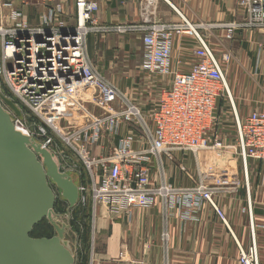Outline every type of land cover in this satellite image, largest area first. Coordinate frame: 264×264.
<instances>
[{"label":"built area","instance_id":"1","mask_svg":"<svg viewBox=\"0 0 264 264\" xmlns=\"http://www.w3.org/2000/svg\"><path fill=\"white\" fill-rule=\"evenodd\" d=\"M239 7L242 20L225 24H191L181 16L179 23L160 24L144 18L141 24L114 27L97 25L98 7L89 0H0V93L15 104L22 117L0 103L17 130L25 129L27 120L31 126L42 123L55 130L79 157L82 166L73 170L68 156L58 148L52 151L53 139L46 129L39 126L30 132L26 128V135L48 149L56 163L61 161L57 163L60 172L75 171L77 206L90 212L93 227L99 206L114 214L129 213L134 208L149 209L157 199L165 226L176 211L185 209L182 217L187 219L204 205L227 225L210 189L203 185L177 188L165 181L162 156L171 159L174 152L228 151L231 146L211 133L218 121L215 102L226 99L233 110L236 146L244 169L249 160L264 161V105L245 119L238 118L225 70L231 54L225 48L218 57L210 46L212 29L223 30L224 41L239 31H264V0H239ZM112 33L140 34L141 70L159 77L171 75L169 87L162 89L147 116L99 74L88 56L89 35ZM173 35L194 41L193 64L186 73L170 70ZM84 102L98 109V115L65 132L57 119L74 117ZM104 142L103 151L95 156L94 149ZM151 171H159L156 178L151 179ZM72 235L74 264H93V251L84 262L81 242ZM162 240H167L166 232ZM238 251L239 264H259L253 237L247 250L238 245Z\"/></svg>","mask_w":264,"mask_h":264},{"label":"crops","instance_id":"2","mask_svg":"<svg viewBox=\"0 0 264 264\" xmlns=\"http://www.w3.org/2000/svg\"><path fill=\"white\" fill-rule=\"evenodd\" d=\"M89 1L97 5L94 16L97 25L102 26L137 25L144 18L172 24L179 23L182 16L191 24L206 25L243 18L239 0ZM211 35L210 46L218 57L225 48L231 54L225 67L226 77L235 112L243 120L264 105V31H239L229 41H224L223 30L212 29ZM193 47L192 38L173 35L171 72L189 71ZM87 52L99 74L124 95H136L133 89L139 84L137 96L145 100V95L156 92L160 95L170 85L171 75L159 77L141 70L142 45L138 33L91 34ZM114 81H119L118 85ZM82 107L83 112L57 119V124L69 132L99 113L89 103L84 102ZM215 115L218 121L211 133L218 134L222 143L231 148L196 154L174 152L171 159L163 155V175L168 184L177 188L203 185L210 189L227 225L209 205L197 213L191 212L187 219L182 217L185 209L176 211L166 226L159 199L149 209L134 208L129 213L114 214L99 206L93 229V264H239L238 245L247 250L252 237L259 264H264V161L249 160L244 169L236 146L233 110L226 99L216 100ZM105 144L96 147L93 154L99 155ZM158 172L151 171V179ZM164 232L166 241L162 240Z\"/></svg>","mask_w":264,"mask_h":264},{"label":"water","instance_id":"3","mask_svg":"<svg viewBox=\"0 0 264 264\" xmlns=\"http://www.w3.org/2000/svg\"><path fill=\"white\" fill-rule=\"evenodd\" d=\"M1 102L21 118L15 104L0 93ZM73 209L78 188L59 171L50 151L17 130L0 103V264H74V246L66 240L67 223L56 221V194ZM52 227L51 238H32L41 221Z\"/></svg>","mask_w":264,"mask_h":264},{"label":"rangeland","instance_id":"4","mask_svg":"<svg viewBox=\"0 0 264 264\" xmlns=\"http://www.w3.org/2000/svg\"><path fill=\"white\" fill-rule=\"evenodd\" d=\"M214 48V47H213ZM215 50V48H214ZM216 53V52H215ZM119 81H114V83H116L118 85ZM124 84V81H123ZM120 88V87H119ZM126 89V88H125ZM124 89V90H125ZM133 93H135L136 95L131 96V95H126V91H124L126 98H128V100H130L133 104L137 105L138 108L142 111V113L144 114V116H147L150 111H152L153 108H155V106L157 105V101H158V97H159V92L153 93L152 95H145V100L140 96H137L138 93L140 94V92H138L139 89V84L137 86L134 87L133 89ZM80 99V98H79ZM82 100V99H81ZM43 127L44 129H46V131H48L53 139V144H52V151L56 152L57 148L63 152L66 156H68V165L70 164V167L73 170H78L81 168V162L79 160V157L73 152L72 148L67 147L66 144L63 143V141L59 138V135L57 134V132L50 128H47L45 125H43L42 123H38L36 122V125L34 123V126L30 125V121L27 120L26 124L24 123V127L25 129L28 128V130L34 131L37 130V127ZM54 127L56 128V130L59 133H64L62 130H60V127L58 128V126L55 124ZM235 127V125H234ZM56 147V149H55ZM56 154L54 153V156ZM56 158L58 156H55ZM59 164H62L61 161L57 162ZM66 167V166H65ZM68 168V167H67ZM79 171V170H78ZM66 174L72 175L74 178L76 177V173L75 171H62ZM77 184V183H76ZM55 194H56V211L55 214L58 216L59 220L64 221L65 223H70V227H71V231L68 232V234L66 235V240H68L70 242L71 245H73V243L75 242V237L72 235V233L80 236L81 234H85V236L87 235L89 237L88 241V246L87 248V253L90 254L92 251H94V244H95V239H94V233H93V225H92V221H91V215L90 212H88L87 215L82 214V211L80 210L79 206H75L73 209H69L68 208V204L66 203V201L61 200L58 197V191L54 190ZM70 213V215H69ZM82 216V217H80ZM68 217H70L69 221H68ZM36 235L39 234H49L50 230L45 228V225L42 224L41 226H39L35 231ZM72 232V233H71ZM83 244V246L86 244V242ZM79 242V240H78ZM81 248H82V244H81Z\"/></svg>","mask_w":264,"mask_h":264},{"label":"trees","instance_id":"5","mask_svg":"<svg viewBox=\"0 0 264 264\" xmlns=\"http://www.w3.org/2000/svg\"><path fill=\"white\" fill-rule=\"evenodd\" d=\"M57 202V201H56ZM56 207H57V205L55 204V208H54V212L56 211ZM82 214H85V215H87V213H84V212H82ZM80 217H82V216H80ZM42 224H44L45 225V228L46 229H49L50 230V233L49 234H45V235H43V234H39V235H36L35 234V230L39 227V226H41ZM52 236H54V231H53V229H52V227L47 223V221L46 220H43V221H41L38 225H36L34 228H33V230H32V232L30 233V237H32V238H51ZM78 236V235H77ZM78 239L80 240V242H81V244H82V252H83V261L85 262V260L87 259V255H88V253H87V246H88V239H89V237L86 235L85 236V234H81L80 236H78ZM85 241H87L86 242V244L83 246V244L85 243Z\"/></svg>","mask_w":264,"mask_h":264},{"label":"bare ground","instance_id":"6","mask_svg":"<svg viewBox=\"0 0 264 264\" xmlns=\"http://www.w3.org/2000/svg\"><path fill=\"white\" fill-rule=\"evenodd\" d=\"M19 130L22 132V133H24V134H28V131L26 130V129H24V128H19ZM71 177H72V179H73V181H74V183H75V185H76V178H74L72 175H70ZM77 186V185H76ZM56 221H61V220H59V218L58 217H55L54 218ZM64 222V221H63ZM68 225V224H67ZM68 230H66V232H67ZM69 232V231H68ZM67 232V233H68Z\"/></svg>","mask_w":264,"mask_h":264}]
</instances>
